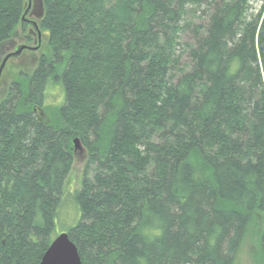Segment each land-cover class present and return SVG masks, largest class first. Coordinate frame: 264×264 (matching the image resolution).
<instances>
[{
	"label": "trees",
	"instance_id": "1",
	"mask_svg": "<svg viewBox=\"0 0 264 264\" xmlns=\"http://www.w3.org/2000/svg\"><path fill=\"white\" fill-rule=\"evenodd\" d=\"M251 1L41 0L47 49L0 100V264H38L66 198L82 264H235L257 221L264 258ZM25 3L0 0V45Z\"/></svg>",
	"mask_w": 264,
	"mask_h": 264
},
{
	"label": "rangeland",
	"instance_id": "2",
	"mask_svg": "<svg viewBox=\"0 0 264 264\" xmlns=\"http://www.w3.org/2000/svg\"><path fill=\"white\" fill-rule=\"evenodd\" d=\"M261 4V0H253L250 2L252 10H256ZM43 13L41 0H31L30 18L39 22ZM40 30V29H39ZM40 44L36 51H23L19 56L9 58L5 66L2 69L0 75V100L5 97L9 84L12 79H16L19 72H30L35 66L42 53H45L46 47V33L40 30ZM34 34L30 35L28 39L31 42L25 41L20 27L17 26L13 31L10 38L2 45H0V61L3 56L14 50V48L25 43L28 45H35ZM34 38V40H32ZM39 115H42L39 113ZM73 161L70 171L65 179V190L70 192V195L74 190L79 187L82 168L86 160V151L80 146V148H73L72 151ZM72 200L70 198L65 199V206L61 209L58 218L55 222L54 229L51 233V239L54 238L60 232H66L71 226H73L77 219L71 209ZM261 222L257 221L253 228H251L243 241L237 256L235 264H264V258L262 257L259 243L258 234L261 229Z\"/></svg>",
	"mask_w": 264,
	"mask_h": 264
},
{
	"label": "water",
	"instance_id": "3",
	"mask_svg": "<svg viewBox=\"0 0 264 264\" xmlns=\"http://www.w3.org/2000/svg\"><path fill=\"white\" fill-rule=\"evenodd\" d=\"M31 7V0H26L25 9L21 15V25L26 20V15ZM26 45L18 46L15 51L5 55L0 62V75L6 61L11 57H16L22 50H33ZM74 149L80 148L77 138L73 139ZM38 264H82L75 244L69 239L67 232H60L50 241L46 250L42 254Z\"/></svg>",
	"mask_w": 264,
	"mask_h": 264
},
{
	"label": "flooded vegetation",
	"instance_id": "4",
	"mask_svg": "<svg viewBox=\"0 0 264 264\" xmlns=\"http://www.w3.org/2000/svg\"><path fill=\"white\" fill-rule=\"evenodd\" d=\"M30 10H31V7H30V9H29V11H28V13H27V15H26V20L23 22V24L21 25V23L19 24V27H20V30H21V32H22V34H23V36L25 37V41H27V42H31V41H29L28 39L30 38V35L31 34H34L35 36H34V38H35V45H28V44H25V43H21V44H19V45H17L15 48H14V50H12V51H10V52H13V51H15V49L18 47V46H21V45H26V46H28V47H30V48H35V49H33V50H22L21 52H20V54L23 52V51H36V50H38V48H39V44H40V30H39V27H38V22L37 21H35L34 19H31L30 18V16H29V14H30ZM34 38L32 39V40H34ZM10 52H8V53H10ZM8 53H6L5 55H7ZM19 54V55H20ZM4 55V56H5ZM18 55V56H19ZM3 56V57H4ZM17 57V56H16ZM3 59V58H2ZM2 61V60H1ZM0 61V62H1ZM37 64V63H36Z\"/></svg>",
	"mask_w": 264,
	"mask_h": 264
}]
</instances>
